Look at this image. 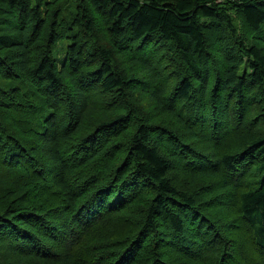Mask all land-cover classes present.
<instances>
[{"label": "trees", "instance_id": "trees-1", "mask_svg": "<svg viewBox=\"0 0 264 264\" xmlns=\"http://www.w3.org/2000/svg\"><path fill=\"white\" fill-rule=\"evenodd\" d=\"M262 46L264 0H0V264H264Z\"/></svg>", "mask_w": 264, "mask_h": 264}, {"label": "rangeland", "instance_id": "rangeland-1", "mask_svg": "<svg viewBox=\"0 0 264 264\" xmlns=\"http://www.w3.org/2000/svg\"><path fill=\"white\" fill-rule=\"evenodd\" d=\"M221 1H224V2L229 1L230 3H232L233 0H219V2H221ZM230 13H231V15H233V16L235 17V12H234V11H231ZM98 17H100V16H98ZM98 17L95 16V19L97 20ZM234 17H233V18H234ZM237 18H238V16H236V17L234 18V21H235V23H236V25H237V27H238L239 35H240L243 39H245L246 43L249 45V43H250V41H251V33H250L249 31L245 30V28L242 26V23L239 22V21L237 20ZM101 27H103L102 24L99 25V28H101ZM104 39H107V35L105 36ZM44 41H45V38L43 37V38H42V42H40L39 44H41V46H44V45H43ZM262 47L264 48V46H262ZM38 51H39V49H38V50H35V53L38 54ZM127 93H129L128 96L131 97V100H132V97H133V101L135 102V104L137 105V107L140 109V113L143 114V115H145L146 117H148L149 114L151 113V111L148 110V109H151V108L146 104L147 101H146V99H145V95H144V94H141V92H139L138 94H135L131 89H128V92H127ZM146 107H148V108L146 109ZM0 121H2V123L6 124V125H9V124H10V121H11L10 118L8 117V115L5 113V110H3V109H0ZM166 126H169V124L166 125ZM18 128H20V127L18 126ZM15 132H16V134H17V132H18L19 137L21 136V135H20V131H19V129H16ZM154 141H155L156 143L159 142L157 138H156V139L154 138ZM159 143H160V142H159ZM120 148H121V147H120ZM162 148H163V147H162ZM163 149H165V148H163ZM116 153H117V152H116ZM1 168H2V167L0 166V169H1ZM0 181L3 182L2 177H1V174H0ZM210 183H212V182H210ZM212 187H213L212 189H213L214 191H215V190H219L216 181L213 182V186H212ZM205 192H206V191L204 190V188H202L200 191L197 192V194H199V196L205 197V196H206ZM218 192H221V191H218ZM202 197H201V199H202ZM211 197H212V196H210V197H209V196H208V197H205L207 200L210 201V202H209L210 205H214V204L220 202V199H218V196H217V195H214L213 198H211ZM203 199H204V198H203ZM203 199H202V200H203ZM218 208H219V207H218ZM226 221H228V220H226ZM226 221H225V222H226Z\"/></svg>", "mask_w": 264, "mask_h": 264}]
</instances>
